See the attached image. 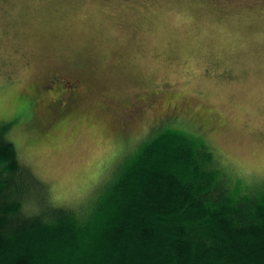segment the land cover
Segmentation results:
<instances>
[{"label":"rangeland","instance_id":"obj_1","mask_svg":"<svg viewBox=\"0 0 264 264\" xmlns=\"http://www.w3.org/2000/svg\"><path fill=\"white\" fill-rule=\"evenodd\" d=\"M81 59L95 96L80 107L70 101L61 126L34 129L35 114L54 108L56 87L72 90L73 81L28 86L68 76ZM25 97L38 112L31 121ZM9 122L20 160L56 205L89 200L166 126L201 137L240 193L257 190L264 0H0V125Z\"/></svg>","mask_w":264,"mask_h":264},{"label":"trees","instance_id":"obj_2","mask_svg":"<svg viewBox=\"0 0 264 264\" xmlns=\"http://www.w3.org/2000/svg\"><path fill=\"white\" fill-rule=\"evenodd\" d=\"M76 92L47 116L30 105V125L58 124L70 101L81 106ZM12 125H0V264H264V182L240 193L201 137L160 128L65 206L20 160Z\"/></svg>","mask_w":264,"mask_h":264},{"label":"flooded vegetation","instance_id":"obj_3","mask_svg":"<svg viewBox=\"0 0 264 264\" xmlns=\"http://www.w3.org/2000/svg\"><path fill=\"white\" fill-rule=\"evenodd\" d=\"M89 70L90 69L88 68V65L81 59V60H79L78 63H75V64L71 65V67L68 68L67 70H64V71H69V72H67L69 74L68 76H63L59 73H57V74L48 73V74H45L41 78L40 81L35 82L34 85H32L33 84L32 83L28 87H29L30 92L34 93V91L37 89L45 88V85H47V83L49 85H51L52 83L55 85V83H58L62 80L65 81L66 78H70L73 81L71 83L73 88L77 90L76 94H78L79 98L81 99V101H79L78 103L86 104L90 97L95 96V91L93 90V86L90 83V71ZM78 80L80 81V83ZM56 88H58V92L53 96V98L51 100H49V103H54L55 101H58L61 98V95H62L64 90L61 88V86L56 87ZM24 99L27 101L25 103L30 107V105H31L30 102H32L31 98L25 97ZM139 99H137L138 109L142 108L143 106L146 107V105H144V104L142 105L141 103H138ZM130 101L126 100V102H125L126 107L125 108H127L131 105ZM115 104L117 105V107H121L120 104H118V103H115ZM104 107H105V105L102 104L101 108H104Z\"/></svg>","mask_w":264,"mask_h":264}]
</instances>
